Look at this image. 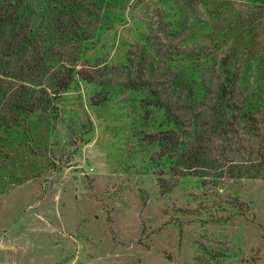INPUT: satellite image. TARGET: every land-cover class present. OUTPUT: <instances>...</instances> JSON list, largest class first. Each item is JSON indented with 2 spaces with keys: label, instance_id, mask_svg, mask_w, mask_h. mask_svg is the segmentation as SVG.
Masks as SVG:
<instances>
[{
  "label": "trees",
  "instance_id": "16d2710c",
  "mask_svg": "<svg viewBox=\"0 0 264 264\" xmlns=\"http://www.w3.org/2000/svg\"><path fill=\"white\" fill-rule=\"evenodd\" d=\"M131 1L0 0V193L43 169L70 91L126 121L161 188L264 178V0H156L157 24L136 21L107 63Z\"/></svg>",
  "mask_w": 264,
  "mask_h": 264
},
{
  "label": "rangeland",
  "instance_id": "374dc122",
  "mask_svg": "<svg viewBox=\"0 0 264 264\" xmlns=\"http://www.w3.org/2000/svg\"><path fill=\"white\" fill-rule=\"evenodd\" d=\"M159 6L131 1L127 23L104 35L107 63L135 41L136 21L157 24ZM78 95L61 99L56 144L35 159L43 169L0 193V264H264V178L164 174L161 188L126 121Z\"/></svg>",
  "mask_w": 264,
  "mask_h": 264
}]
</instances>
